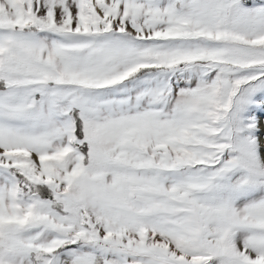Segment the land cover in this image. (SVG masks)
<instances>
[{
    "label": "snow or ice",
    "instance_id": "1",
    "mask_svg": "<svg viewBox=\"0 0 264 264\" xmlns=\"http://www.w3.org/2000/svg\"><path fill=\"white\" fill-rule=\"evenodd\" d=\"M0 264H264V0H0Z\"/></svg>",
    "mask_w": 264,
    "mask_h": 264
}]
</instances>
